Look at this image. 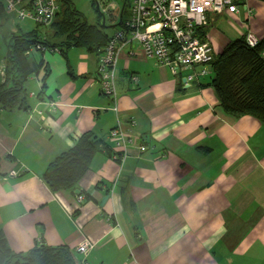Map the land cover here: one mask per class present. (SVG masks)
<instances>
[{
    "label": "crops",
    "instance_id": "obj_1",
    "mask_svg": "<svg viewBox=\"0 0 264 264\" xmlns=\"http://www.w3.org/2000/svg\"><path fill=\"white\" fill-rule=\"evenodd\" d=\"M114 2L101 24L107 35L127 13V0ZM237 5L231 16L208 14L198 29L213 55L247 32L264 35V0ZM0 26L5 50L12 33L26 31L1 4ZM52 43L25 52L21 103L0 107V232L10 250L66 245L79 258L75 247L87 239L93 264H264V122L223 112L206 84L211 72L184 81L190 69L172 74L136 44L116 62L114 111L99 92L98 51ZM117 120L146 143L142 152L129 148L121 165L108 139ZM85 131L100 149L73 189L50 190L47 163Z\"/></svg>",
    "mask_w": 264,
    "mask_h": 264
},
{
    "label": "trees",
    "instance_id": "obj_2",
    "mask_svg": "<svg viewBox=\"0 0 264 264\" xmlns=\"http://www.w3.org/2000/svg\"><path fill=\"white\" fill-rule=\"evenodd\" d=\"M65 3L64 8L59 3L49 23L50 32L38 31L39 24H34L36 27L31 30L11 34L0 84L1 108L12 109L21 103V83L29 72L24 54L30 47L44 48L53 44L54 39H60L59 44L64 46H82L99 52L105 44L109 34L102 31L103 25L86 23L68 0ZM200 33L203 34L201 30ZM209 65L211 76L206 84L211 87L221 110L232 116L247 114L264 122V35L253 45L247 44L245 35L226 42ZM98 149L100 140L90 131L82 132L71 146L47 163L42 173L44 182L52 191L73 189ZM0 264L76 263L73 252L66 245L36 243L24 252H13L0 232Z\"/></svg>",
    "mask_w": 264,
    "mask_h": 264
},
{
    "label": "built area",
    "instance_id": "obj_3",
    "mask_svg": "<svg viewBox=\"0 0 264 264\" xmlns=\"http://www.w3.org/2000/svg\"><path fill=\"white\" fill-rule=\"evenodd\" d=\"M239 0H127V13L120 25L107 37L98 52L95 72L99 92L111 100V108L117 111L118 94L116 89V62L124 47L136 44L145 58L165 66L172 74L179 70L190 69L184 81L196 80L208 72L207 65L214 55L210 43L200 38L198 29L208 22L207 15L225 13L231 16L236 12ZM3 10L13 13L19 21L29 19L34 24L48 25L59 9V0H0ZM112 6L105 5V11ZM247 44H255L257 38L245 34ZM36 48H41L35 45ZM200 65L195 70L193 67ZM132 82L135 76L129 77ZM54 105L55 102H50ZM42 117L41 111H38ZM134 119L130 118L129 124ZM111 142V157L121 165L129 154V148L142 152L146 143L138 134H128L117 120L108 132ZM13 174V172H10ZM82 192L75 195V202L83 199ZM94 242L87 239L75 247L76 264H93L86 259L87 252Z\"/></svg>",
    "mask_w": 264,
    "mask_h": 264
},
{
    "label": "rangeland",
    "instance_id": "obj_4",
    "mask_svg": "<svg viewBox=\"0 0 264 264\" xmlns=\"http://www.w3.org/2000/svg\"><path fill=\"white\" fill-rule=\"evenodd\" d=\"M71 4V7L82 16V19L90 24V23H94L96 25H100L101 24V16H106L108 14V12L111 9H108V11H105V5H108L107 2H109V0H68ZM117 2H121L122 0H115ZM115 4L114 0H110V3ZM60 3V7L64 8L65 0H63L62 2L59 1ZM96 5L98 6V9L96 8ZM65 12V10H64ZM66 14V12H65ZM64 14V15H65ZM69 16H72L73 18L76 17V15L74 14H69ZM20 23L23 24V28L25 30H31L32 28L36 27L34 25L33 22L29 21V20H24V21H20ZM105 23L107 24V19H105ZM50 24L43 26V25H39L37 26L38 31H47L50 32ZM113 26H109V24H107L106 27H104V29H108V31L112 30ZM3 32L4 30L2 29V27L0 26V59H2V55L5 52V44H4V40L3 38Z\"/></svg>",
    "mask_w": 264,
    "mask_h": 264
},
{
    "label": "water",
    "instance_id": "obj_5",
    "mask_svg": "<svg viewBox=\"0 0 264 264\" xmlns=\"http://www.w3.org/2000/svg\"><path fill=\"white\" fill-rule=\"evenodd\" d=\"M96 8L98 9V6L96 5ZM103 20H104V16H101V24H103ZM208 68H210V65L207 66ZM107 198V195H103L100 200H99V204H102V202Z\"/></svg>",
    "mask_w": 264,
    "mask_h": 264
}]
</instances>
